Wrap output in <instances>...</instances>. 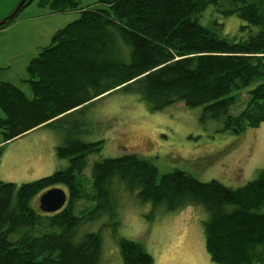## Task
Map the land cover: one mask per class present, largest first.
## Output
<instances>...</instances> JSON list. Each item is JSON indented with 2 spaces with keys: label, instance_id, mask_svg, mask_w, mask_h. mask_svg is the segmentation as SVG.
I'll return each instance as SVG.
<instances>
[{
  "label": "trees",
  "instance_id": "16d2710c",
  "mask_svg": "<svg viewBox=\"0 0 264 264\" xmlns=\"http://www.w3.org/2000/svg\"><path fill=\"white\" fill-rule=\"evenodd\" d=\"M224 3L227 15L246 22L237 40L220 38L200 23L208 7ZM38 4L56 14L79 10L80 17L57 30L29 63L32 98L0 80V160L7 143L121 92L139 94L155 111L178 104L203 107L204 117L236 132L264 123V0H97L99 8L80 7V0ZM244 104L239 115L231 114ZM73 138L56 148L59 159H69L61 170L21 186L0 181V264H99L100 236L79 239L77 231L93 200L107 196L115 179L171 211L186 203L202 206L209 216L202 224L212 262L264 264V169L256 180L233 188L179 169L161 175L151 159L133 153L95 162L89 175L90 156L101 143H87L81 133ZM57 184L69 188L62 210L45 213L32 204ZM121 249L125 264H153L137 242L124 240Z\"/></svg>",
  "mask_w": 264,
  "mask_h": 264
},
{
  "label": "rangeland",
  "instance_id": "374dc122",
  "mask_svg": "<svg viewBox=\"0 0 264 264\" xmlns=\"http://www.w3.org/2000/svg\"><path fill=\"white\" fill-rule=\"evenodd\" d=\"M38 1L34 0L24 8L15 23L0 30V33L6 31L5 36L11 38L0 48H8L9 56L5 62L7 69L0 70V80L17 85L29 98L33 97V93L27 82L28 73L23 69L25 60L28 67L42 48L51 44L57 30L80 17L79 10L56 14L50 8L39 6ZM20 2L0 0V20L8 17ZM86 6L100 7L97 0H80V7ZM226 9L225 3L221 7H208L200 23L212 28L220 38L237 40L243 34L241 26L246 22L237 14L227 15ZM13 40L22 48L19 53ZM130 60L128 56L126 62ZM244 108L245 104L233 107L231 114L239 115ZM3 116L0 109V118ZM74 133H81L82 140L87 143H101L100 150L90 156L89 175L95 162L133 153L151 159L161 175L179 169L192 173L202 182L218 179L233 188L256 180L264 169V123L258 128L248 127L236 132L224 129L222 120L204 117L203 107L187 108L178 104L155 111L139 94L115 93L83 113L58 125L48 126L28 138H39L48 145L43 140L45 138L52 145L63 146L74 140ZM2 140L0 130V143ZM18 143L6 149L9 151ZM20 150L27 155V145L21 146ZM24 157L22 155L21 160ZM67 160L62 161L68 163ZM14 165L16 169L7 167L6 174L22 177L18 164ZM27 178L5 179V183L21 181L17 184L21 186L43 177L31 179L35 177L29 175ZM52 188H61L69 193L65 184ZM39 198L36 196L32 200L35 207H40ZM91 205V214L80 223L77 237L82 239L90 233L100 236L102 254L99 264H125L121 249L124 240L142 245L151 255L153 264H216L212 262L207 248L205 251L201 249L205 245L202 221L209 218L202 206L186 203L171 211L165 205L143 200L137 187L120 179L112 182L107 196L96 197ZM261 212L264 213V207ZM191 245L197 257L192 262L188 249L184 248Z\"/></svg>",
  "mask_w": 264,
  "mask_h": 264
},
{
  "label": "crops",
  "instance_id": "0c3cea01",
  "mask_svg": "<svg viewBox=\"0 0 264 264\" xmlns=\"http://www.w3.org/2000/svg\"><path fill=\"white\" fill-rule=\"evenodd\" d=\"M5 33H6V31L0 33V48L8 42V39H11L10 37L5 36ZM14 42H15L16 47H17L16 48L17 53H19V51L22 48L18 42H16V41H14ZM7 51H8V48L0 50V70L7 69L6 66H8V65L5 63L7 61V58L9 57V56L7 57ZM14 55L15 54L10 55V56H14ZM23 69H24V71L27 72V61L26 60H25ZM45 128H46V126L36 128V129L18 137L17 139L7 143L4 146V150H3L1 160H0V181L5 182L6 180H15V179L17 180V179L27 178L29 175L35 177V178H31V179H38V178H41L44 176H48V175L54 173L55 171L61 170L63 167L68 165V163L63 162L61 159L58 158L57 152H56V148L58 147L57 144L53 143V145H52L45 138H43V140L46 141L49 146H51V147H49L45 142H43L42 140H39V138L37 139L38 141L36 140L35 137H34V140H31L30 138H28V137H32L35 133H37V132H39ZM15 142H19V143L10 149L8 148L9 149V151H8L6 148L9 147L10 145L14 144ZM23 145H27V155L22 154V151L20 150L21 146H23ZM48 148L51 151V154H49ZM22 155L25 156L23 158V160H21ZM48 156H50V157H48ZM14 164H18V166L20 168V176H22V177L16 178L15 175H14V177H11V176H8L6 174L7 173V167H9L10 169H12V168L16 169V166ZM27 179H30V178H27ZM12 182H14L15 184H21L20 183L21 181H12ZM24 182H25V180H24ZM184 248L188 249V251H189L190 262L197 259L196 251H195V248L193 245H191L190 248H188V246H185ZM205 248H206V243L201 249L203 251H205ZM205 259L207 261L209 260V258L206 254H205Z\"/></svg>",
  "mask_w": 264,
  "mask_h": 264
},
{
  "label": "water",
  "instance_id": "95a60500",
  "mask_svg": "<svg viewBox=\"0 0 264 264\" xmlns=\"http://www.w3.org/2000/svg\"><path fill=\"white\" fill-rule=\"evenodd\" d=\"M31 0H21L15 10L2 21L0 20V27L5 25L8 19H13L19 14L26 4H29ZM40 209L45 213H56L62 210L68 203V194L61 188H52L43 193L39 198Z\"/></svg>",
  "mask_w": 264,
  "mask_h": 264
},
{
  "label": "bare ground",
  "instance_id": "6f19581e",
  "mask_svg": "<svg viewBox=\"0 0 264 264\" xmlns=\"http://www.w3.org/2000/svg\"><path fill=\"white\" fill-rule=\"evenodd\" d=\"M205 12V11H204ZM75 134V133H74Z\"/></svg>",
  "mask_w": 264,
  "mask_h": 264
}]
</instances>
